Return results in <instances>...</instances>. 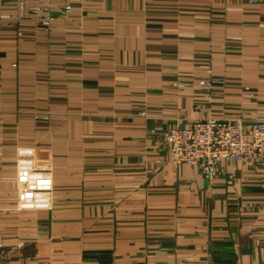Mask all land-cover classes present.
<instances>
[{
	"label": "crops",
	"instance_id": "crops-1",
	"mask_svg": "<svg viewBox=\"0 0 264 264\" xmlns=\"http://www.w3.org/2000/svg\"><path fill=\"white\" fill-rule=\"evenodd\" d=\"M29 7L0 1V264H264V169L160 137L264 119V2Z\"/></svg>",
	"mask_w": 264,
	"mask_h": 264
},
{
	"label": "built area",
	"instance_id": "built-area-1",
	"mask_svg": "<svg viewBox=\"0 0 264 264\" xmlns=\"http://www.w3.org/2000/svg\"><path fill=\"white\" fill-rule=\"evenodd\" d=\"M9 3L19 11L38 13L40 7H29L32 2L52 0H0ZM247 4H260L264 0H242ZM28 6V7H27ZM66 7L64 10H68ZM49 18L44 25L47 26ZM206 95L211 88V80L200 81ZM145 115V113H141ZM153 134V131L150 132ZM160 137L169 147L170 161L175 165L187 164L197 168L205 177H212L220 163L241 162L253 159L264 169V119L246 122L243 118H205L188 127L169 128ZM1 248V245H0ZM3 256L0 255V261Z\"/></svg>",
	"mask_w": 264,
	"mask_h": 264
}]
</instances>
